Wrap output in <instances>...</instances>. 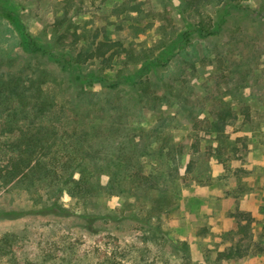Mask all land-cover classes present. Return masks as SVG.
<instances>
[{
  "label": "rangeland",
  "instance_id": "obj_1",
  "mask_svg": "<svg viewBox=\"0 0 264 264\" xmlns=\"http://www.w3.org/2000/svg\"><path fill=\"white\" fill-rule=\"evenodd\" d=\"M209 1L194 14L182 0H0V264H91L124 247L133 248L124 264H264L256 250L264 246V0ZM201 19L211 32L196 27ZM181 31L186 51L149 73L143 50ZM107 34L138 53L107 66L111 80L120 68L147 73L157 95L139 101L129 85L111 94L96 84L76 97L62 59L40 51L78 52ZM48 99L70 130L83 123L94 134L101 125L112 132L107 125L116 122L123 161L140 163L142 185L116 177L122 163L111 134L103 147L110 159L94 172L91 199L71 182L50 192L38 180L31 190L23 173L9 175L29 133L47 124L41 103ZM226 107L239 117L218 133L211 124ZM170 147L177 158L166 161L160 153ZM47 199L68 210L40 212ZM241 212L252 219L237 233L239 222L247 223ZM238 243L246 255L222 254Z\"/></svg>",
  "mask_w": 264,
  "mask_h": 264
},
{
  "label": "trees",
  "instance_id": "obj_2",
  "mask_svg": "<svg viewBox=\"0 0 264 264\" xmlns=\"http://www.w3.org/2000/svg\"><path fill=\"white\" fill-rule=\"evenodd\" d=\"M208 1L182 0V5L185 10H189L196 14L200 13L204 6L206 7ZM234 1L238 0H210L209 2H211V4H218L220 2L233 3ZM196 27L202 32H211V29L206 25H203V19H201ZM182 33L183 32L181 31L178 35L168 34L166 35L167 37H162L159 40V44L155 48L143 50L141 56L149 73L155 66L166 65L167 62L175 56L176 50H179L180 52L186 51V46L181 45L184 41V37H181ZM33 43L34 45L37 44L36 41ZM78 48V52H68L65 54L64 51H58V54H56L52 47L47 45L40 47V51H43L48 59H62L61 61L66 65V69L69 72V75L66 76L68 79L66 82L67 87L72 91H75L76 97H85L86 93H88L87 86L96 84H99V86L101 85L103 88L105 87L104 89L107 90V93L111 94H114L115 92L120 93L122 91L120 84L129 85L138 93L139 96L137 95V98L140 99L139 101H147L151 95H157V88L151 89L152 80L147 73H144L146 74L144 77H139L134 74V70L133 73L128 74V69L120 68L118 69L115 78L111 80L109 75L110 71L106 69L107 66H115L113 63H118L125 52L126 55L128 53L130 58L135 56V54H138L137 52L133 53L131 50L129 51V48L124 41L114 40L107 34L105 38L99 40H97L96 37H93L91 41H87L84 45L82 44ZM168 53L170 54L165 56ZM65 56L67 57L63 59ZM93 60H100L101 63L106 66H101L97 70H92L87 64ZM129 66V63H124L123 65V67L126 68ZM112 91L115 92L112 93ZM95 95H97L95 98H98L97 92ZM117 100H120V98H117ZM55 107L56 105L52 101H49V99L41 103V111L45 113L47 124L44 127H41L38 132L32 134L29 133V136L25 139L26 141L23 151H21L14 159L10 158L14 167L13 169L7 170L9 175L13 176L18 172L23 173L24 178H26L24 180H26L29 186H31V190H35L34 188L37 185L36 182L38 180H45L50 192H55L56 188L60 189L62 186H65V184L71 182L70 186H72L71 189H73L74 192L81 195L85 200L91 199L94 187L96 186V183L92 181L94 172L98 168H101V166L105 165L104 162L106 160L110 159L107 156L108 153L104 151L103 147H105L104 143L106 140L110 141L108 136L111 134V141H113L115 145L118 144L116 146V152H118V154H114H117V157L122 163V166H116L119 170L116 177L120 178L127 175V177L129 176V178L134 179V185H142L143 180L140 179L143 178V173L140 168V163L137 160H130L133 157L126 159L127 161H123L121 155L125 150L123 149L124 141L120 135L121 130L119 129V125H117L116 122L112 121L107 125L109 131L116 128L112 132L104 133L101 125L98 128H95L97 134H94V132L89 130V128L83 123H72L73 126H71L72 129L70 130V125L67 124L69 123L68 118H63L58 115L57 117L54 115L57 112ZM123 107L124 106H121L120 102L116 103L114 106V109L117 110L116 115L118 117L122 115ZM216 114L217 117L213 120L211 126L213 129L217 130L218 133L226 132L227 127L232 125L234 120L239 117V113L235 111L234 107L221 108ZM244 114L246 119L250 118L249 107H246ZM61 129L63 131H61ZM99 137H102V141L99 142L100 146L98 147L96 146V140ZM4 145L8 147V142L5 141ZM172 152L171 147L167 153L161 150V158L168 161V156H171V158L175 160L177 155L172 154ZM119 160L112 158V161H114L116 165L119 163ZM122 169L124 171L128 169L126 172L127 174L121 175L120 172H122ZM76 174H78V177H76ZM144 176L149 177V175ZM146 180L148 181L149 179ZM115 186H119V183H116ZM66 210H68V208L63 206L58 199H47L44 208H42L40 212L45 214L53 213L64 215ZM240 214L245 217L240 219L247 220V223L242 224L239 222L237 233L246 232L248 223L252 219L250 213L241 212ZM18 216L20 215H14V217ZM132 250L133 248L124 247L121 251L119 250V254L109 255L107 252L104 256H100L102 257L100 260H96L95 263L93 262L91 264H124V261L126 262L125 259L131 258L129 256L132 254ZM256 250L264 252V246L257 245ZM222 254L228 257H234L237 255L244 256L247 254V251L242 249V246L238 243L227 251H223ZM117 258H121L120 261H117Z\"/></svg>",
  "mask_w": 264,
  "mask_h": 264
}]
</instances>
